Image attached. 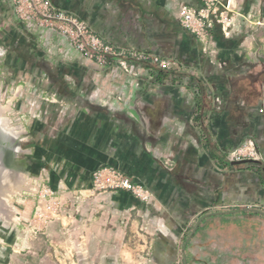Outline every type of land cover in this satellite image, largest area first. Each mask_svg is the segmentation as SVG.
Masks as SVG:
<instances>
[{
    "label": "crops",
    "instance_id": "obj_1",
    "mask_svg": "<svg viewBox=\"0 0 264 264\" xmlns=\"http://www.w3.org/2000/svg\"><path fill=\"white\" fill-rule=\"evenodd\" d=\"M51 3L76 14L114 47L175 63V71L162 72L129 62L131 78L118 77L112 89L116 96L125 93L131 106L117 112L110 124L100 122L99 146L94 156L85 155L80 168L91 177L100 165H112L152 194L144 211L159 224V236L145 244L139 264H173L178 249L183 264H213L215 243L204 237L209 227L198 231L199 221L210 215L206 211L224 203H264V0H242L243 18L238 17L230 39L214 30L217 47L212 55L204 54L181 26L179 12L177 20L165 11L152 16L146 13V0ZM199 5V0H189L188 6ZM257 20L263 24L257 26ZM115 66L110 64L106 74L112 75ZM117 73L121 75L119 68ZM247 138L254 140L260 163L231 166L226 151ZM83 178L80 183H87ZM127 197L125 191L113 195L117 203ZM242 212L216 214L245 219L262 230L263 214ZM223 244L229 253L223 264H263V248L247 252L229 238Z\"/></svg>",
    "mask_w": 264,
    "mask_h": 264
},
{
    "label": "rangeland",
    "instance_id": "obj_2",
    "mask_svg": "<svg viewBox=\"0 0 264 264\" xmlns=\"http://www.w3.org/2000/svg\"><path fill=\"white\" fill-rule=\"evenodd\" d=\"M48 2L46 7L41 0H0V104L6 106L12 126L24 131L17 160L28 179L8 201L12 216L0 218V264H139L145 244L159 236V224L144 211L152 194L112 165H100L91 177L80 168L81 160L94 156L100 143V122L110 124L117 112L130 108L128 96H116L112 85L118 77L131 75L117 60L111 67L117 70L106 74L109 65L81 51L69 23L58 18L61 13L64 18L79 17ZM146 2V13L165 11L172 20L189 4ZM246 141L256 149L254 140L247 138L228 149L225 160ZM104 169L129 178L150 198L143 201L129 193L117 203L114 192L122 190L95 186L94 174ZM81 176L87 183H80ZM249 206L255 210H244ZM242 210L244 216L264 215V203L214 205L199 221L198 231L209 227L204 237L215 243L213 264H223L229 255L223 251L225 238L240 242L244 251L263 248L264 253V224L261 230L245 219L216 214ZM182 252L177 250L173 264H183Z\"/></svg>",
    "mask_w": 264,
    "mask_h": 264
},
{
    "label": "built area",
    "instance_id": "obj_3",
    "mask_svg": "<svg viewBox=\"0 0 264 264\" xmlns=\"http://www.w3.org/2000/svg\"><path fill=\"white\" fill-rule=\"evenodd\" d=\"M34 2L36 0H30ZM44 1L46 7L50 6L48 0ZM199 6H184L179 11V22L181 26L195 37L204 54L212 55L217 47V40L213 35L214 30H219L221 37L228 40L231 37V29L237 24L238 17L243 18L239 10L242 0H199ZM66 15V14H65ZM249 14L247 18H250ZM59 19H65L71 26L73 33L80 40V49L95 58L104 65H110L114 60L118 61L119 66L131 72L129 62L146 64L157 71L170 72L175 63L159 55L150 54L137 49H122L114 47L97 37L89 26L76 16L59 14ZM257 26L262 25L261 21H256ZM217 109H220L221 101L215 98ZM257 150L252 141H246L241 148L234 150L228 158V163L241 160H256ZM167 165V163H166ZM95 186L110 188L112 190H122L132 193L135 197L146 201L150 194L136 185L129 178L121 175L113 169H104L94 174ZM244 210L253 211L250 206Z\"/></svg>",
    "mask_w": 264,
    "mask_h": 264
},
{
    "label": "bare ground",
    "instance_id": "obj_4",
    "mask_svg": "<svg viewBox=\"0 0 264 264\" xmlns=\"http://www.w3.org/2000/svg\"><path fill=\"white\" fill-rule=\"evenodd\" d=\"M6 106L0 104V127L14 134H23L24 131L20 127L12 126L10 120L5 116ZM11 167L4 169L0 164V218L12 216V210L8 206V201L13 194L21 191L28 185V179L23 171V166Z\"/></svg>",
    "mask_w": 264,
    "mask_h": 264
},
{
    "label": "water",
    "instance_id": "obj_5",
    "mask_svg": "<svg viewBox=\"0 0 264 264\" xmlns=\"http://www.w3.org/2000/svg\"><path fill=\"white\" fill-rule=\"evenodd\" d=\"M23 137L21 134H14V132H10L6 129L0 127V164H2L1 168H5L7 166L17 167L20 164L17 160V155L20 153V143ZM259 161L256 160H241L230 162L231 166L238 165H249V164H258ZM19 166L22 167L20 164Z\"/></svg>",
    "mask_w": 264,
    "mask_h": 264
},
{
    "label": "trees",
    "instance_id": "obj_6",
    "mask_svg": "<svg viewBox=\"0 0 264 264\" xmlns=\"http://www.w3.org/2000/svg\"><path fill=\"white\" fill-rule=\"evenodd\" d=\"M159 76V74H157V77ZM165 76V75H164ZM227 165H228V163H227Z\"/></svg>",
    "mask_w": 264,
    "mask_h": 264
}]
</instances>
